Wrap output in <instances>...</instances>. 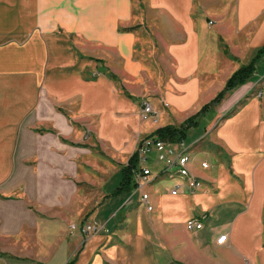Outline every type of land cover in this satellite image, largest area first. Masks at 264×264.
Segmentation results:
<instances>
[{
    "label": "crops",
    "instance_id": "obj_1",
    "mask_svg": "<svg viewBox=\"0 0 264 264\" xmlns=\"http://www.w3.org/2000/svg\"><path fill=\"white\" fill-rule=\"evenodd\" d=\"M263 47L264 0H0V264H264ZM252 61L249 82L184 139L199 190L171 195L179 180L155 179L151 212L133 181L118 192L112 161ZM190 218L203 228L187 231ZM91 222L108 233L68 230Z\"/></svg>",
    "mask_w": 264,
    "mask_h": 264
},
{
    "label": "built area",
    "instance_id": "obj_2",
    "mask_svg": "<svg viewBox=\"0 0 264 264\" xmlns=\"http://www.w3.org/2000/svg\"><path fill=\"white\" fill-rule=\"evenodd\" d=\"M139 116L141 119L153 118V122L158 121V112L148 102H142L140 105ZM182 142V141H181ZM155 153V164H161V170L155 178L151 177V171L148 168L149 157ZM136 154V168L132 171L133 190L132 195L138 193V202L147 212H151L153 206L150 203V196L145 187L155 179L168 177L176 178L179 184L171 191V195L188 192L194 193L199 190L202 183L190 172L189 164L192 161L191 151L182 143L171 145L168 141L157 138H144L138 143ZM201 168L207 169L206 163H201ZM128 203V200L126 201ZM203 223L198 218H190L185 222V229L189 232L201 230ZM70 233H79L83 236H94L100 233H108L104 224L91 223H73L69 226ZM227 235L222 234L216 238L215 244L224 245L227 242Z\"/></svg>",
    "mask_w": 264,
    "mask_h": 264
},
{
    "label": "trees",
    "instance_id": "obj_3",
    "mask_svg": "<svg viewBox=\"0 0 264 264\" xmlns=\"http://www.w3.org/2000/svg\"><path fill=\"white\" fill-rule=\"evenodd\" d=\"M264 53V47L257 52V57ZM255 72L254 61L250 62L247 65L240 67L236 70L226 81L225 86L221 92H219L215 98L210 101L208 104L204 105L199 112L195 115L186 119L178 127L176 126H165L158 128L154 131L152 136L154 138L168 141V142H180L183 141L189 130L199 126L202 116L219 106L227 96L233 93L237 88L247 84ZM136 168V154L134 153L121 169V180L119 187L117 188L118 192L129 191L132 188V171ZM69 264H73L70 262ZM171 264H180L178 262H173Z\"/></svg>",
    "mask_w": 264,
    "mask_h": 264
},
{
    "label": "rangeland",
    "instance_id": "obj_4",
    "mask_svg": "<svg viewBox=\"0 0 264 264\" xmlns=\"http://www.w3.org/2000/svg\"><path fill=\"white\" fill-rule=\"evenodd\" d=\"M242 67V66H241ZM261 91H259L258 93H257V97H260L261 96ZM210 118H211V113H209V112H207V113H205L203 116H202V118H201V123H203V124H207L209 121L208 120H210ZM158 121H159V117H158ZM157 124V123H156ZM196 128H193V130L192 131H196L195 130ZM198 129L199 130H201V131H203V128H202V126H200V127H198ZM190 135H191V133H190ZM190 135H189V132H188V134H187V137H186V143L188 144L190 141V139H189V137H190ZM148 138H154V137H148ZM142 141V139L138 142L139 144H140V142ZM184 141L185 140H183L182 142L184 143ZM181 141H180V143H182ZM171 145H178V143L179 142H169ZM137 146H138V144H137ZM136 149H137V147H136ZM95 151H96V158L99 160V159H101V160H103L104 161V157H103V153L100 151V149L98 148V146L97 147H95ZM136 151V150H135ZM192 151V150H191ZM135 153V152H134ZM192 153H193V151H192ZM191 153V155L193 156V154ZM128 161V160H127ZM127 161H126V163H127ZM126 163H124V164H119L118 162H116V161H112V163H111V166L113 167V169H115L117 166H123V165H125ZM73 224V223H72ZM71 225V224H70ZM69 225V226H70ZM68 230H69V228H68ZM263 242H264V239H263ZM264 244V243H263Z\"/></svg>",
    "mask_w": 264,
    "mask_h": 264
}]
</instances>
